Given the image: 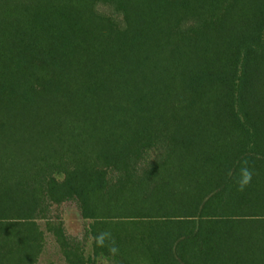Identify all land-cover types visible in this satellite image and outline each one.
I'll use <instances>...</instances> for the list:
<instances>
[{"label":"trees","instance_id":"obj_1","mask_svg":"<svg viewBox=\"0 0 264 264\" xmlns=\"http://www.w3.org/2000/svg\"><path fill=\"white\" fill-rule=\"evenodd\" d=\"M54 256L264 264V0H0V264Z\"/></svg>","mask_w":264,"mask_h":264},{"label":"rangeland","instance_id":"obj_2","mask_svg":"<svg viewBox=\"0 0 264 264\" xmlns=\"http://www.w3.org/2000/svg\"><path fill=\"white\" fill-rule=\"evenodd\" d=\"M63 221L67 232L73 236L79 235L84 227V223L81 220L79 213L72 206H65L62 210ZM44 264H61L56 257L49 258Z\"/></svg>","mask_w":264,"mask_h":264},{"label":"clouds","instance_id":"obj_3","mask_svg":"<svg viewBox=\"0 0 264 264\" xmlns=\"http://www.w3.org/2000/svg\"><path fill=\"white\" fill-rule=\"evenodd\" d=\"M243 163L244 166L241 169V178L238 181V190L241 192L245 190L252 179V171L247 167V161H244Z\"/></svg>","mask_w":264,"mask_h":264}]
</instances>
